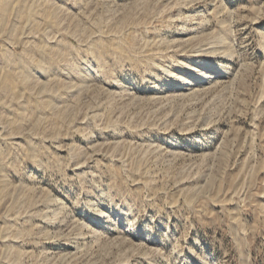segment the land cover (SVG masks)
Masks as SVG:
<instances>
[{
	"label": "rangeland",
	"instance_id": "obj_1",
	"mask_svg": "<svg viewBox=\"0 0 264 264\" xmlns=\"http://www.w3.org/2000/svg\"><path fill=\"white\" fill-rule=\"evenodd\" d=\"M0 264H264V0H0Z\"/></svg>",
	"mask_w": 264,
	"mask_h": 264
}]
</instances>
